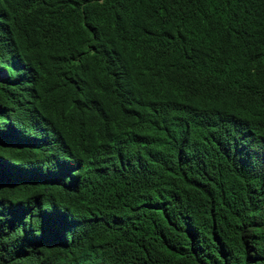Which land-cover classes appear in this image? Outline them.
Instances as JSON below:
<instances>
[{"label":"trees","instance_id":"16d2710c","mask_svg":"<svg viewBox=\"0 0 264 264\" xmlns=\"http://www.w3.org/2000/svg\"><path fill=\"white\" fill-rule=\"evenodd\" d=\"M0 264H264V0H0Z\"/></svg>","mask_w":264,"mask_h":264}]
</instances>
